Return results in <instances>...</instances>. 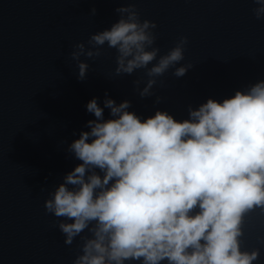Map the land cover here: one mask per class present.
<instances>
[{
  "label": "clouds",
  "instance_id": "1",
  "mask_svg": "<svg viewBox=\"0 0 264 264\" xmlns=\"http://www.w3.org/2000/svg\"><path fill=\"white\" fill-rule=\"evenodd\" d=\"M254 3L253 15L264 19V0ZM115 12L110 28L89 37L91 47L73 45L77 78L89 67L80 57L97 58L107 45L117 53L114 74L144 70L145 86L133 83L141 98L152 96L157 78L184 59L188 38L157 58L155 22L141 21L134 4ZM130 107L107 93L103 107L87 102L95 119L67 148L80 163L44 202L65 244L82 241L73 264H257L261 248L242 247V237L251 214L264 217V80L222 101L189 104L183 120L163 110L142 119Z\"/></svg>",
  "mask_w": 264,
  "mask_h": 264
}]
</instances>
